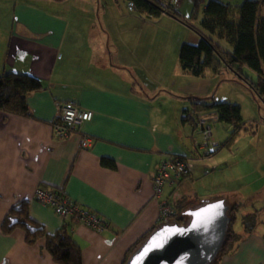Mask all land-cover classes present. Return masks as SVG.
Wrapping results in <instances>:
<instances>
[{
    "label": "crops",
    "instance_id": "1",
    "mask_svg": "<svg viewBox=\"0 0 264 264\" xmlns=\"http://www.w3.org/2000/svg\"><path fill=\"white\" fill-rule=\"evenodd\" d=\"M49 3L87 9H81L83 16L73 20L47 9ZM192 7V0H180L175 9L189 21ZM203 15L200 13L197 22ZM128 19L143 26L152 17L130 9L129 0H0V74L31 73L46 86L28 99L32 117L0 110V264H60L48 251L46 238L31 244L21 228L10 234L2 231L6 214L26 198L31 217L48 233L68 224L70 236L81 247L83 264H123L135 242L162 224L163 202L177 210L178 205L189 209L213 200H199L190 183L209 175H225L231 156L225 163L215 158L226 151L199 157L195 137L202 135L196 126V113L193 121L183 118L186 109L193 110L191 98H203V93H195L187 85L179 88V83L191 86L199 78L180 63L182 40L188 37L184 39L179 30L134 31L118 24ZM158 19L181 25L190 33L187 24L173 16L162 14ZM82 20L92 21L88 29H79L78 24V28H68L69 22ZM220 43L229 47L224 40ZM224 71L237 78L232 71ZM205 75L213 78L219 74L208 69ZM64 101L78 103L94 115L79 132L59 137L55 135V125L60 122L56 103ZM216 102L239 104L241 115L245 106L240 101ZM213 111L197 112L208 119L212 137L219 122ZM242 119V131L249 141L237 148L234 156L238 155V161L233 167L236 178L249 183L237 188L236 195H230L235 190L222 187L223 195L213 198L233 203L240 201L237 195L255 197L256 203L243 213L240 208V213L259 210L260 224L217 264H264V118L252 129L243 115ZM232 132L233 128L227 139ZM83 135L93 139L89 148H81ZM168 156L191 158L193 167L177 184L165 185L155 197L153 177ZM104 159L115 166L105 165ZM40 185L62 188L82 206L103 215L111 226L99 232L63 218L34 198ZM252 188L253 193H245Z\"/></svg>",
    "mask_w": 264,
    "mask_h": 264
},
{
    "label": "trees",
    "instance_id": "2",
    "mask_svg": "<svg viewBox=\"0 0 264 264\" xmlns=\"http://www.w3.org/2000/svg\"><path fill=\"white\" fill-rule=\"evenodd\" d=\"M165 1L129 0L147 17L161 16L165 12L163 5ZM192 2L190 19H198L200 13L204 14L199 27L182 18L175 7L166 12V15L179 19L201 36L198 44H182L179 54L182 68L196 77L203 76L208 69L215 74H221L225 69L230 70L264 102V0H244L238 5L229 0H192ZM221 40H224L229 47H224L220 43ZM246 68L256 73L255 80L245 72ZM45 88L43 81L31 73L12 71L0 74V110L9 114L32 117L28 99L33 93ZM191 103L193 110L186 109L183 112L184 119L193 121V113L211 109L214 113H218L219 121L233 126V132L221 147L245 129L239 104L232 102L207 104L198 97L191 99ZM103 163L110 167L115 166L107 159H104ZM228 203L231 206L229 213L231 221L225 242L217 258L210 264H217L223 256L233 253L243 238L260 224L259 210L241 214L240 201L233 203L228 201ZM186 209L178 205L176 213L166 222L184 224L187 222V215L184 212ZM238 223L242 226V230L237 227ZM157 227H153L135 242L123 264ZM1 228L5 234H10L18 228L25 230L26 241L31 244L46 238L48 251L60 264H83L81 247L70 236L68 224L64 223L54 233H48L43 224L31 217L30 200L27 198L12 206L4 217Z\"/></svg>",
    "mask_w": 264,
    "mask_h": 264
},
{
    "label": "rangeland",
    "instance_id": "3",
    "mask_svg": "<svg viewBox=\"0 0 264 264\" xmlns=\"http://www.w3.org/2000/svg\"><path fill=\"white\" fill-rule=\"evenodd\" d=\"M232 3H243L244 0H231ZM41 7V6H40ZM44 7V6H42ZM47 9H50L53 13L56 14H64L69 16V18H72L73 20H75L73 17L75 18H79V14L82 17L83 15L81 13H84L83 10L81 9H87V6H79V5H75V4H46L45 6ZM132 11H130L131 13ZM68 13V14H67ZM160 18V16L157 17H152V19H150L151 21H149L146 25L143 26H139L137 23L135 22H131L129 19L128 20H121L118 24L124 28H130L134 31H136L140 28H147V29H164L165 31H171V30H179L182 32V37L185 39V35L188 37L185 40H182L185 43H189V44H198L200 41L201 36L199 35V33H197V31L195 29H192L191 27L186 25V28H188L190 33L186 34V31L183 27L180 26H176L173 25L170 21L166 20L164 22H160L158 21ZM192 25L199 27L200 26V22H197V19H191L189 20ZM92 21L91 20H82V21H71L69 22V26L68 28H78L77 24L79 26V29H88L89 25H91ZM97 24L99 25L100 22L99 20H97ZM192 32V33H191ZM194 38V40H193ZM195 41V42H194ZM182 42V44H183ZM168 43V42H167ZM245 72L253 79L255 80L257 78L256 73H254L252 70L246 68ZM230 73L227 72H223L222 74L217 75L216 77H207V75H203L202 77H199L197 80L194 79V83L193 85L190 86V84H185V83H179V88L180 87H185V85H187L188 87H190V89L192 91H195V93H203L201 95H203V99L204 101L209 102H216V101H240L242 103H244V108H243V117L246 121H248L247 127L251 128V126L253 124H257V122H260L261 120H263L264 118V102L249 88V86L247 84H245L242 80H240L238 77L237 78H233L230 77L229 75ZM178 88V86H177ZM183 89V88H182ZM198 97V96H197ZM199 98V97H198ZM191 99H194L191 98ZM216 129H214V136L213 139L214 140H218L220 143L224 142L225 140H227V136H228V132L229 130H232V126L230 124H227L226 122L224 123L223 121H219L215 123ZM264 126V125H263ZM262 126V128H264ZM254 128V126H253ZM252 129V128H251ZM261 133H263L261 131ZM193 138V137H192ZM197 142H201L203 141V138L201 136H196L195 137ZM194 140V138H193ZM240 141V143H239ZM249 141V137H245L244 135V131H242V133L237 134V136L229 141L228 144L224 145L220 151H218V153H220L221 151H226V153H221L218 157H216L215 159L218 160L221 163H225L227 160V158L230 159V166L229 169L227 171V173L225 175H218L217 178L215 177V175H209L207 176L208 178H204L198 182H196V184L193 183H189L191 184L190 186L192 187V189H196L193 191H198V199H216L213 197H221V195H223L222 193H220L222 187L223 189H233L235 191H232L230 193V195H236V189L240 188L243 189L245 184H248L249 182L247 181H241L239 180L237 177V172H236V168L233 167V162L235 161L237 163L238 161V155H236V150L239 146H241L242 144H246ZM232 152V153H231ZM198 156L200 157V152H198ZM217 153V154H218ZM264 153V151L262 152ZM261 153V155H262ZM215 154V155H217ZM213 155V156H215ZM204 159L205 158H209L212 156H203ZM236 166V165H235ZM234 168V169H232ZM225 179L226 182H223ZM186 184L187 185H189ZM253 183V182H250ZM257 185V184H255ZM207 191H209L207 193ZM219 191V193H218ZM255 190H247L245 191V193H253ZM178 194H181V192L177 193L176 196H178ZM253 195V194H252ZM245 197V196H244ZM243 196H238L237 195V200H240V202L242 203V207H241V213H243L244 211H246L245 209H249L252 205H254L256 203V201H254L255 197H250V198H244ZM231 196H230V200H231ZM175 198H173L174 200ZM246 200V201H245ZM256 200V199H255ZM232 201V200H231ZM251 205V206H250ZM187 220H188V216H187ZM239 223L237 224V227H239Z\"/></svg>",
    "mask_w": 264,
    "mask_h": 264
},
{
    "label": "built area",
    "instance_id": "4",
    "mask_svg": "<svg viewBox=\"0 0 264 264\" xmlns=\"http://www.w3.org/2000/svg\"><path fill=\"white\" fill-rule=\"evenodd\" d=\"M180 0H166L164 2L165 12L179 4ZM135 6L130 3V9ZM60 122L55 125V135L67 137L73 132H79L84 123L93 118L91 110L82 108L78 103L72 101L57 102ZM218 120V113H213ZM208 119L201 113H196L195 122L200 131L203 141L195 143V148L200 156H208L221 147V143L212 137L211 127L207 124ZM93 139L88 135L81 138V148H89ZM193 167L191 158L180 156H168L157 167L153 177L154 196L158 197L165 185L173 186L186 176ZM34 198L44 205L53 207L63 218L70 219L72 223H82L90 228L102 232L108 229L110 222L100 213L82 206L73 200L62 188H45L38 186L34 192ZM176 213V209L167 202L161 203V216L159 222H166Z\"/></svg>",
    "mask_w": 264,
    "mask_h": 264
},
{
    "label": "water",
    "instance_id": "5",
    "mask_svg": "<svg viewBox=\"0 0 264 264\" xmlns=\"http://www.w3.org/2000/svg\"><path fill=\"white\" fill-rule=\"evenodd\" d=\"M230 210L225 198L207 200L187 209V222L159 225L125 264L212 263L225 242Z\"/></svg>",
    "mask_w": 264,
    "mask_h": 264
},
{
    "label": "snow or ice",
    "instance_id": "6",
    "mask_svg": "<svg viewBox=\"0 0 264 264\" xmlns=\"http://www.w3.org/2000/svg\"><path fill=\"white\" fill-rule=\"evenodd\" d=\"M153 246H157V245L154 243ZM141 255H143V254H141Z\"/></svg>",
    "mask_w": 264,
    "mask_h": 264
}]
</instances>
